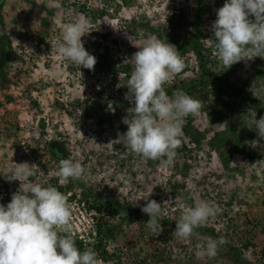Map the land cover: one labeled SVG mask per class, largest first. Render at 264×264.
Returning a JSON list of instances; mask_svg holds the SVG:
<instances>
[{
  "label": "rangeland",
  "instance_id": "374dc122",
  "mask_svg": "<svg viewBox=\"0 0 264 264\" xmlns=\"http://www.w3.org/2000/svg\"><path fill=\"white\" fill-rule=\"evenodd\" d=\"M82 1L87 5L84 12L76 0H59L58 9L46 7L52 0H0V172L27 162L35 165V175L27 182L55 187V181L72 205L73 235L82 244H95L97 222L101 227H111V234L102 238L103 250L93 248L104 264H264V140L254 127L229 140L228 155L219 154L215 142L229 131L226 120L216 112L217 104L209 91L189 94L200 100L203 108L199 115L185 119L181 134L184 145L176 149V156L184 157L188 169L185 175L172 177L161 161L144 160L112 137L108 120L114 118L116 109L111 99L101 97L93 106L88 100L96 90L112 93L113 86L120 83L121 73L112 71L119 63V54L135 47L130 40L137 45L122 16L130 18L145 11L150 21L163 23L170 10L178 13L182 9L188 19L194 15L195 0ZM204 2L202 26L211 30L216 11L225 0ZM82 18L89 21L88 33L81 40L97 59L94 70L79 69L52 47L66 24ZM200 42L204 66L228 73L236 85L244 82L245 87L254 89L258 84L253 92L264 97V59L254 57L227 69L209 46L210 40L203 37ZM179 55L185 67L169 83L189 80L200 69L192 51ZM102 65L109 70L99 81ZM250 66L262 72L249 76L246 68ZM244 118L252 123L249 115ZM49 136L62 138L68 158L82 162L86 168L83 179L69 178L61 183L56 175L57 161L42 149L41 141ZM173 181L183 183L178 188H183L184 197L171 191ZM20 183L8 182L0 175V204L6 206L11 201ZM90 190L102 204L100 211L92 207L91 196L83 195ZM188 195L191 199H184ZM146 196L162 204L163 218H180L186 208L200 200L218 207L219 214L207 225L227 243L217 249L215 257L198 259V245L208 236L195 233L182 240L165 220H161L163 231L156 236L145 224L150 218L144 221L123 209L108 212L114 199L131 200L129 203L137 208L144 206ZM228 245L236 247L238 263L226 249Z\"/></svg>",
  "mask_w": 264,
  "mask_h": 264
},
{
  "label": "clouds",
  "instance_id": "9594fccd",
  "mask_svg": "<svg viewBox=\"0 0 264 264\" xmlns=\"http://www.w3.org/2000/svg\"><path fill=\"white\" fill-rule=\"evenodd\" d=\"M49 6L58 9L61 5L59 0H52L46 5ZM88 28L89 21L83 18L66 24L60 40L52 47L79 69L94 70L97 59L81 40ZM211 32L208 39L213 41L215 55L225 68L254 57L264 59V0H225L216 11ZM137 48L132 57L134 68L124 84L128 89L125 99L132 105L122 118L127 131L119 134L117 140L144 160H159L171 166L182 143L185 119L199 115L203 105L182 89L169 96L164 88L185 67L174 45L149 35ZM247 115L252 119L249 129L254 127L264 140V116L257 119L254 108L248 109ZM34 167L23 162L0 172L8 182H21L11 201L6 206L0 204V264H104L93 248L81 251L77 247L72 205L67 196L56 187L27 182L35 175ZM56 175L61 183L69 178L81 180L86 168L79 160L61 159ZM148 196L143 198L146 203L141 211L150 217L145 223L147 228L158 236L163 231L161 220L165 212L161 203L148 200ZM219 212L218 207L200 200L182 212L174 234L189 240L197 228L206 226ZM226 243L222 236L207 238L198 245L197 258L215 257L217 249Z\"/></svg>",
  "mask_w": 264,
  "mask_h": 264
},
{
  "label": "trees",
  "instance_id": "16d2710c",
  "mask_svg": "<svg viewBox=\"0 0 264 264\" xmlns=\"http://www.w3.org/2000/svg\"><path fill=\"white\" fill-rule=\"evenodd\" d=\"M76 3L79 4L78 7L81 11H86L87 5L84 3V1L76 0ZM49 10L50 8H47V11ZM178 11V13H174V11L170 10L169 13L164 17L163 23L150 21L149 18H146L145 11L136 12L134 16L130 18H126L124 16H122V18L125 21L126 30L130 33L133 39L137 40V47L143 45L146 37L149 35H155L165 42L174 45L181 55L187 50H190L194 53L198 63H200V69L198 73L189 80L165 84L164 88L169 96H171L172 93L178 89H182L188 95L195 91L198 92L201 90H207L212 94V98L217 104L216 112L225 118L227 129L229 130L225 135H219L217 137L215 142L216 148L218 149L217 151L219 154L222 155L225 152L228 155V152L231 149V145L228 144L229 140H233L234 138L241 136L243 131L246 132L249 127L252 126V123L246 121L244 118V116H247L248 109L254 108L259 118L264 116V97L259 92H253L255 89H258V84H254V89L248 88L247 86L245 87L244 82L241 86L236 85L228 78V73L212 71L208 66H204L205 63L200 62V55L203 51L200 39L203 37L209 38L211 37L210 34L212 33L211 30H207L202 26L201 18L203 13L206 11L204 0H195L194 15L191 18L187 19V17L183 14L182 9H178ZM0 26V42L2 44V22H0ZM209 46L214 47L212 40H210ZM137 47H133L132 49L119 54V63L113 66L112 71H119L121 73L120 83L119 85L117 84L113 86L112 93L109 95L108 93H103L101 90H96V92L91 94V97L88 99L92 102V106L93 104L95 105V103L97 104L101 97H105V99H111L116 111L114 118L112 120H108V125L110 127L112 137L114 138H118L119 134H123L127 131V125L122 122V118L126 116V110L132 105L127 99H125L127 87L124 84L130 77V74L134 68V59L132 57L134 53L139 50ZM108 70V68H103L102 73L99 76V81L104 78L105 72L107 73ZM246 71L248 72L247 74L249 76L251 73L255 75L262 72L261 68L257 66L247 67ZM113 83H115V81ZM224 95L227 98H222ZM254 95L258 96L259 99ZM94 120L98 124L101 123L100 118L94 117ZM40 125H43V123L40 122ZM41 142L43 151H45L50 156V158L56 160L58 165L61 159L68 158V151L62 138L58 136H49L43 138ZM181 145L184 144L181 143ZM166 167L168 168L169 176L175 177L176 175H185L188 169V162H186L184 157H181L180 159L178 156H176L173 164ZM54 185L55 187H59L55 184V181ZM178 187H183V183L173 181L170 185V189L173 193L184 197L185 191L182 190L183 188L179 189ZM83 195L85 197L91 196L92 207L94 210L100 211L102 204L97 202V200L93 197L91 190L90 192H83ZM190 197L191 196L188 195L187 198L184 199L190 200ZM111 202L114 203H111V208L108 209L110 214L123 209L128 214L134 213L135 216L140 217V219L144 221L150 218L147 214L141 211V207L134 208L129 203L132 202L131 200L114 199ZM178 219L179 218L177 217L163 218V220L168 222L174 230L176 227V220ZM95 229L98 233V237L94 245H89L86 243L82 244L79 240L75 239L76 245L80 250L89 247H96L97 251L103 250L104 243H102V238L111 234L112 229L111 227H101L100 222L95 224ZM195 233H200L208 237L212 236L214 239H219L218 234L215 232L213 226L210 225L197 228ZM226 249L230 252L232 259L238 263L239 260L236 259L239 257V253L236 247L233 245H228L226 246Z\"/></svg>",
  "mask_w": 264,
  "mask_h": 264
}]
</instances>
